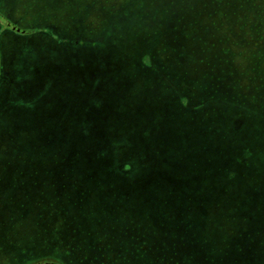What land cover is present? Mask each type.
Wrapping results in <instances>:
<instances>
[{"label":"rangeland","instance_id":"obj_1","mask_svg":"<svg viewBox=\"0 0 264 264\" xmlns=\"http://www.w3.org/2000/svg\"><path fill=\"white\" fill-rule=\"evenodd\" d=\"M55 1L12 0L24 19H0L62 25L4 34L0 264H264V0H121L139 32L167 31L154 57L176 67L157 75L137 68L145 41L89 52L85 0ZM155 77L154 100L119 88Z\"/></svg>","mask_w":264,"mask_h":264},{"label":"trees","instance_id":"obj_2","mask_svg":"<svg viewBox=\"0 0 264 264\" xmlns=\"http://www.w3.org/2000/svg\"><path fill=\"white\" fill-rule=\"evenodd\" d=\"M12 0H0V19H10L9 21H11L12 19L18 20V21H22L24 18L23 16H20L18 10L16 8H7V6L14 4V2H11ZM66 0H57L55 2H57L56 8H63L64 4H65ZM67 4H72V0H68ZM86 4H85V9L79 13H72V17L75 18L77 20V25L83 26L87 28L88 34H85V40H84V44L87 47V50L93 51L98 48L100 45H105V42L107 40H116V39H120L122 41H126L127 39H131V40H135L136 42L139 41H145L144 44H140V46H137L136 50L138 51H142L143 47L145 48V51L141 52L140 55L141 57L138 60L137 68L140 69V71L145 72V73H151L153 75H157L158 73H162L165 74V72L171 71L172 68L176 67L173 65L167 66L166 64L162 63L161 61L164 60V58L162 59H158L157 57H154V49L156 48H160L164 45V41L166 40V33L167 31H165L164 28H158L156 27V25L153 23L151 25V27H147L145 29V32H139V30H137L134 27V24H138L141 23V20L145 21V18H143L142 15L139 14L136 8L137 3L129 6V7H124L122 6L121 0H85ZM128 2V0H127ZM130 2V1H129ZM51 6V4H50ZM10 17V18H9ZM18 17V18H17ZM12 18V19H11ZM98 18H100V20L102 21H106L105 24L103 26H100L98 24ZM148 21V20H147ZM146 21V22H147ZM12 22V21H11ZM129 22H131L132 24H130ZM149 22V21H148ZM84 23H87L86 26L84 25ZM59 26L62 25H52L49 22H43V24L38 23V24H34L32 27H25V28H29L31 29V31H28V33H18L12 29H4L3 27V23L2 21H0V48L2 45H4L3 43V39H4V34L7 36V34H10L11 37H16L14 35H20V36H34L39 37L41 39H44L43 37H49V38H58L57 34L59 33V30L57 28H59L61 30V28ZM125 27V28H124ZM94 29H98L97 33L96 32H92V30ZM119 34V36H117ZM8 37V36H7ZM83 37V35H82ZM61 40H63L65 43H68L71 41V39L66 38V40L63 38V36H60ZM80 41L82 38H79ZM140 39V40H139ZM175 40H177L176 38H172L170 43H173L172 50L174 53L180 52V47L179 46H175ZM18 42V41H16ZM81 43V42H80ZM166 47L169 45H165ZM115 48L119 53V45L116 44L115 47L113 46V51L115 52ZM151 49V50H150ZM165 49V47L163 46L160 50ZM168 50V48H167ZM159 51V50H158ZM3 46H2V52H1V59L0 62H2L3 59ZM151 54V55H149ZM149 55V56H148ZM94 58H98V56H95L94 54L92 55ZM170 60H172V58H170ZM99 67V65L97 66ZM3 66L0 63V79H2V75H3ZM104 68H108L107 66ZM124 71V68H122ZM108 70V69H107ZM125 75H120V79H122ZM156 78L159 79V77H155L154 81H152V86L149 89V92L141 89L139 91H137V87H125V86H121L118 87L122 90V92H126L130 94V97L133 98L135 95L137 96H142V97H149L151 98V100H154L155 97L158 95L156 92L159 91L157 86L155 85L156 83ZM114 79V78H113ZM126 79V77H125ZM95 81V80H94ZM100 82V85L102 84L101 80H98ZM126 84H129L126 81ZM157 84V83H156ZM148 87H146L147 89ZM103 87H98V89L96 90L97 92H103ZM148 90V89H147ZM91 95V94H90ZM169 95L165 96L168 97ZM188 96H190V94H188L187 92H183V93H178V100L179 101H184L185 102V98H188ZM165 101H169L167 99H165ZM192 103H190L188 106L185 105V103H183V107L181 109L182 114L184 115V117H186V115H190L187 114L185 111L190 109V111H192L191 106ZM0 118H1V114H0ZM183 124H182V128L183 129L186 125H187V121L190 119H186L183 118ZM180 134V131L177 132L174 135V138H178ZM204 151L201 150L200 148V154H203ZM249 179V178H247ZM214 186V192L216 190H220L222 192V194L224 193L223 189H224V185L220 182H214L213 184ZM219 191V192H220ZM260 189H258V194L257 196H263L262 194H260ZM256 195V193H255ZM208 196V195H207ZM207 196H204L205 198ZM216 196V195H215ZM214 196V197H215ZM213 198V197H212ZM216 199V197H215ZM214 199V200H215ZM234 204H231V209L232 212H234ZM236 212V211H235ZM262 222H264V214H262ZM240 229V228H238ZM226 230H231L234 232H239L236 228L230 226V227H226ZM241 230V229H240ZM261 233L263 234V243H264V226L262 227V231ZM264 246V245H263Z\"/></svg>","mask_w":264,"mask_h":264},{"label":"water","instance_id":"obj_3","mask_svg":"<svg viewBox=\"0 0 264 264\" xmlns=\"http://www.w3.org/2000/svg\"><path fill=\"white\" fill-rule=\"evenodd\" d=\"M22 31V30H20ZM38 264H58V263H55V262H45V263H38Z\"/></svg>","mask_w":264,"mask_h":264}]
</instances>
